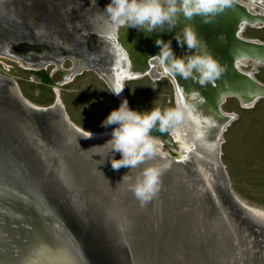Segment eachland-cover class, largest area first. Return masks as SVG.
Segmentation results:
<instances>
[{
    "label": "water",
    "instance_id": "water-1",
    "mask_svg": "<svg viewBox=\"0 0 264 264\" xmlns=\"http://www.w3.org/2000/svg\"><path fill=\"white\" fill-rule=\"evenodd\" d=\"M110 2L0 0V55L30 68L74 61L65 81L92 70L109 79L112 90L124 88L119 97L125 99L127 82L162 75L172 80L155 58L161 50L156 41H171L178 58L191 55L194 50L175 39L190 24L226 69L205 86L172 80L180 103L194 90L204 98L196 103L201 123L181 124L195 140V152L184 149L152 162L169 167L158 197L141 207L122 182L140 169L113 170L110 160L120 159L119 153L99 164L97 154L107 149L94 147L111 138L84 137L60 99L37 107L0 75V200L15 204L13 220L24 217L31 234L23 252L13 259L6 250L0 264H264V222L234 194L221 151L237 119L223 111L226 101L251 109L264 99V84L256 78L264 68V42L244 38L247 28L264 26V6L252 11L234 0L208 23L181 17L171 31L127 27L114 36L103 13ZM165 144L176 145L172 134Z\"/></svg>",
    "mask_w": 264,
    "mask_h": 264
},
{
    "label": "clouds",
    "instance_id": "clouds-1",
    "mask_svg": "<svg viewBox=\"0 0 264 264\" xmlns=\"http://www.w3.org/2000/svg\"><path fill=\"white\" fill-rule=\"evenodd\" d=\"M233 2L234 0H111L103 13L107 17V29L118 36L120 29L127 27L149 33L165 28L171 31L177 27L181 17L187 21L200 17L203 22L208 23L229 9ZM175 39L181 47L186 45L189 52H194L178 58L171 48V41H156L161 50L155 58L172 80L175 81L177 77L193 79L205 86L214 84L221 78L225 67L205 49L193 26L186 25ZM123 89L116 88L112 93L119 96ZM196 103L203 104L204 98L195 90L187 94L186 102L178 103L175 108L155 107L150 111L140 112L130 109L128 101L124 100L103 122V127H115L106 144L94 147L107 149L106 153L97 154L101 157L99 164H103L104 158H108L109 154L119 153L120 159L110 160L113 170L122 167L140 169L134 179L127 174L123 176L122 182H128V191L133 193L141 207H146L158 197L161 178L169 167L166 163H152L157 157L164 155L161 141L152 135V131L158 129L160 132H167L187 119L201 123ZM210 121L211 117H208L203 123L208 124ZM91 135L84 131V137L90 138ZM142 165L146 166L141 169Z\"/></svg>",
    "mask_w": 264,
    "mask_h": 264
},
{
    "label": "rangeland",
    "instance_id": "rangeland-1",
    "mask_svg": "<svg viewBox=\"0 0 264 264\" xmlns=\"http://www.w3.org/2000/svg\"><path fill=\"white\" fill-rule=\"evenodd\" d=\"M244 38L264 42V28H247ZM73 70L74 61L67 59L58 65L54 63L32 69L24 62L0 55V75L12 79L30 103L41 108L50 107L57 100L55 94L58 90L60 100L76 127L91 133L112 130L115 126L103 127L102 124L121 102L95 71L86 70L73 76L70 82L65 81ZM258 70L256 78L264 84V68ZM175 94L172 82L166 78L157 81L146 77L125 84L126 100L135 111L175 108ZM223 111L237 117L225 132L221 149L232 190L246 205L264 211V99L251 109L243 108L237 99H228ZM173 130L163 132L164 136L157 134L158 129L152 131V135L164 144V154L180 151L178 144L173 147L165 144Z\"/></svg>",
    "mask_w": 264,
    "mask_h": 264
},
{
    "label": "flooded vegetation",
    "instance_id": "flooded-vegetation-1",
    "mask_svg": "<svg viewBox=\"0 0 264 264\" xmlns=\"http://www.w3.org/2000/svg\"><path fill=\"white\" fill-rule=\"evenodd\" d=\"M246 3H248V5H252V7L253 5L264 6V0H243L242 5H245ZM261 14L264 15V7L262 8ZM262 28H264V26H261L258 29ZM0 208H2L0 209V227L2 229L0 230V254H4L7 250L9 257L11 256L14 259L18 256L19 253H21L24 247H27L23 245H27L29 243L28 239H31V234H29V232L26 233L25 227H23L26 223L25 220H23L25 219L24 217L21 221H19V219L13 220V215L15 214L16 210L15 204H13L12 202H8V200H6L5 198V200H0ZM3 214H5V216H2ZM10 223L15 224L12 227L10 226L11 229H9ZM16 224H19V226H17ZM12 229H15V231H13ZM4 244L8 246H5Z\"/></svg>",
    "mask_w": 264,
    "mask_h": 264
},
{
    "label": "bare ground",
    "instance_id": "bare-ground-1",
    "mask_svg": "<svg viewBox=\"0 0 264 264\" xmlns=\"http://www.w3.org/2000/svg\"><path fill=\"white\" fill-rule=\"evenodd\" d=\"M238 1H240V2H242L243 3V0H238ZM249 1H253V0H249ZM246 6H248L249 8H250V10H252L253 11V7H252V5H248V3H246L245 4ZM256 29H258V28H256ZM66 34V36L68 37V35H67V32L65 33ZM65 41V40H64ZM20 62V61H19ZM22 66V65H21ZM29 67V66H28ZM61 67V66H60ZM29 69V68H28ZM33 69V68H32ZM49 69V68H48ZM34 71V70H33ZM37 71V70H36ZM35 72V71H34ZM73 77V76H72ZM163 78H166V79H169L168 77H167V75H162V77L160 76V77H158V78H153V79H155V80H161V79H163ZM108 85H109V87L111 88V90H112V85L111 84H109L110 83V80L108 79V81H106V79L105 78H102ZM171 82H172V80H170ZM72 82V81H71ZM172 84H173V86H174V83L172 82ZM64 86V85H63ZM113 91V90H112ZM176 93V92H175ZM56 97H57V99H61V97H60V92L57 90L56 91ZM176 95V94H175ZM114 96L116 97V99L117 100H119L121 103L124 101V100H126V98L125 99H122V98H120L119 96H117V95H115L114 94ZM120 103V104H121ZM178 103H180V101H179V97L176 95V105L178 104ZM129 105V104H128ZM129 108L131 109V107L129 106ZM71 121V120H70ZM72 122V121H71ZM73 123V122H72ZM74 124V123H73ZM75 125V124H74ZM76 126V125H75ZM78 128V127H77ZM114 128V127H113ZM113 128H112V130H109L108 132H103V133H91L92 135H91V137H93V138H111V133H112V131H113ZM78 129H80V128H78ZM81 131H83L84 132V130L83 129H80ZM86 132V131H85ZM187 131H184L183 129H182V126L181 125H179V126H177L174 130H173V133H172V137L174 138V141L176 142V144H178L179 146H180V152L182 153L183 151H184V149H189L190 151H192V152H195V150H194V147L192 146V145H196L195 144V140L188 134V133H186ZM200 135L202 136L203 135V132H201L200 133ZM197 136V134L195 133V137ZM161 146H162V144H161ZM182 150V151H181ZM178 153V152H177ZM199 157H202V155H199ZM161 164H165V162H163V163H161ZM167 164V163H166ZM245 204V203H244ZM246 205V204H245ZM248 206V205H247ZM248 207H250V206H248ZM250 208H252V210L253 211H255L254 213H259V214H256L257 216H254L256 219H258L259 221H263L264 222V215H262L261 216V214H264V211H262V210H260V209H257V208H253V207H250Z\"/></svg>",
    "mask_w": 264,
    "mask_h": 264
},
{
    "label": "trees",
    "instance_id": "trees-1",
    "mask_svg": "<svg viewBox=\"0 0 264 264\" xmlns=\"http://www.w3.org/2000/svg\"><path fill=\"white\" fill-rule=\"evenodd\" d=\"M46 80L48 81L49 79L46 78ZM157 134H158V135H163V136L165 135L163 132H160V131H157Z\"/></svg>",
    "mask_w": 264,
    "mask_h": 264
}]
</instances>
